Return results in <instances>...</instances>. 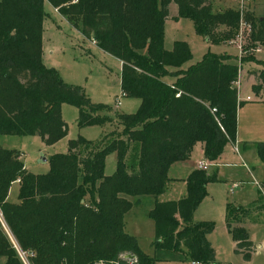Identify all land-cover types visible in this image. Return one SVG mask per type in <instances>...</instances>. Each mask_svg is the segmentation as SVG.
I'll use <instances>...</instances> for the list:
<instances>
[{"label":"trees","instance_id":"obj_1","mask_svg":"<svg viewBox=\"0 0 264 264\" xmlns=\"http://www.w3.org/2000/svg\"><path fill=\"white\" fill-rule=\"evenodd\" d=\"M171 3L177 6V18L190 19L196 33L212 43H225L237 34L239 13L214 12L210 0H0V135L37 136L44 146L55 144L67 135L63 103L78 109L79 127H115L98 142L69 140L66 153L50 158L46 174L26 172L19 154L0 147L4 264H21L16 248L28 264H114L123 263L124 255L134 256L137 264H156L157 259L142 253L125 232L124 216L143 196L155 199L149 212L154 251L175 254L184 262L215 263L208 240L215 224L193 223L192 216L207 195V184L218 181L216 175L196 168L183 180V198L160 197L172 181L171 166L188 160L197 144L209 163L235 144L237 111L243 104L236 83L242 64L254 61L247 50L264 47L263 21L245 12L252 45L244 46L239 64L228 55L208 52L183 69L191 60L187 43L174 42L170 51L163 46ZM44 4L121 63L120 90L139 100L135 113L108 107L110 115H98L100 106L80 87L65 83L56 69L43 65L41 33L48 16ZM260 64L257 73H250L257 93L264 88V62ZM169 76L172 84L164 82ZM256 150L264 164V142L257 143ZM110 154H115V171L106 176ZM13 183L17 201L10 203ZM248 214L227 204L224 218L234 254L246 262L255 252L242 226Z\"/></svg>","mask_w":264,"mask_h":264},{"label":"rangeland","instance_id":"obj_2","mask_svg":"<svg viewBox=\"0 0 264 264\" xmlns=\"http://www.w3.org/2000/svg\"><path fill=\"white\" fill-rule=\"evenodd\" d=\"M210 1L214 12L226 9L238 11L236 0ZM43 10L48 15L43 21L41 33L43 65L56 69L65 83L80 87L91 103L100 106L98 115H110L107 111L108 107L114 108L118 113H135L139 106V100L126 96L121 97L119 61L102 52L90 40L85 39L78 27L72 26L73 24L71 25L66 18L48 4L43 6ZM248 11L252 12L255 18L262 20L264 27V0H254ZM176 15L177 6L171 4L169 6L170 18L165 24L163 46L165 50L170 51L174 42L184 41L187 43L191 52V60L183 66V69L199 62L208 52L228 55L231 62L239 64L238 50L232 44L234 38L225 43H212L196 33L190 19L177 17L173 19ZM245 45L252 44L247 39ZM258 48H262L259 53L255 51ZM248 51L252 52L254 61L244 62L241 66L238 78L239 95L243 98L249 96L252 98V102H256L264 100V90L257 93L253 89V83L248 80V73L258 72L261 69L260 63L264 62V47L256 45L255 49L252 48ZM165 81H169V79L167 78ZM117 98L121 99V106L118 109L115 108ZM248 104L247 102L244 106ZM261 114L263 117L260 122L252 126L254 134H250V138L243 140L246 143H236L239 155L234 150L235 144H228L221 158L215 162L218 165L214 166L215 163L211 162V166L206 171L209 175H216L218 181L207 184V195L193 213L192 222L210 221L215 224V229L209 236V241L216 253L214 264H264V165L259 161L256 150L257 143L264 142V126H260L264 124V109ZM61 118L66 124L67 135L51 146H44L37 136L0 135V147L19 154V160L26 172L33 175L46 174L50 171V158L55 154L66 153L69 140L81 137L91 142H98L115 130L112 123L79 127L77 123L78 109L68 103L61 105ZM196 149L197 147L194 148L190 158L184 162L185 167L171 168L170 177L184 180L189 175L190 171L196 167L197 162L202 159ZM41 156L46 159V162H41ZM115 162V154H110L106 158L104 171L106 176L112 175L115 171ZM8 191V202L15 203L17 201V184L11 185ZM185 194L186 185L183 182H177L167 189L160 198L177 201ZM154 202L155 199L152 196H143L138 201H133L130 210L124 216L125 232L135 238L137 247L142 253L157 259L156 264H192L182 261L175 254L154 251L152 247L154 224L149 217ZM227 204L241 207L249 212L242 220V226L245 228L249 240L257 248L250 262H246L241 256L234 254L231 235L224 227ZM7 235L10 242L13 243L8 233ZM18 259L23 264L19 257ZM4 263L5 258L0 256V264Z\"/></svg>","mask_w":264,"mask_h":264},{"label":"crops","instance_id":"obj_3","mask_svg":"<svg viewBox=\"0 0 264 264\" xmlns=\"http://www.w3.org/2000/svg\"><path fill=\"white\" fill-rule=\"evenodd\" d=\"M237 1V0H236ZM211 2V1H210ZM171 4H173V3H171ZM170 4V5H171ZM212 4V3H211ZM44 5H46V4H44ZM43 5V6H44ZM169 5V6H170ZM51 7V6H50ZM53 9V8H52ZM53 10H55V9H53ZM176 17H177V15L176 16H174L173 17V19L175 18L176 19ZM169 18H170V16H169ZM169 20V19H168ZM167 20V21H168ZM167 21H165V24H166V22ZM165 24H164V30H165ZM92 43H93V45H95V43L93 42V41H91ZM96 46V45H95ZM97 47V46H96ZM262 49V48H261ZM261 49L260 48H258V50L256 51L257 53H259L260 51H261ZM103 52V51H102ZM119 64H120V68H121V63L119 62ZM252 72H255V71H251V72H249L248 73V80H251V82L253 83L252 85H254V83H255V81H254V76H252V75H250V73H252ZM257 73V72H256ZM169 79V81H165V79ZM173 80H174V78L173 77H171V76H169V77H165L164 78V82L165 83H167V84H172V82H173ZM239 85H240V83H239ZM263 90H264V88H263ZM120 92H121V90H120ZM238 96H239V100L241 101V102H243V104L238 108V111H237V131H236V142H235V144L238 142V143H242L243 142V140H246V138H250V134H254V131H253V129H252V126L254 125V124H256V123H258V122H260V120H261V118L263 117L262 116V114H261V112H262V110L264 109V100H259V101H256V102H252V98L251 97H249V96H246V97H242L241 95H239L238 94ZM249 103L248 105H246V106H244V104H246V103ZM253 118H254V120H253ZM260 126H264V124L263 125H260ZM243 143H246V141H244ZM248 143V142H247ZM232 145V144H231ZM244 145V144H243ZM195 147H197V149L196 150H198L199 151V153L201 154V156H202V151H201V146L200 145H196ZM244 147V146H243ZM237 154L239 155V152H237ZM202 160H205L204 158H203V156H202V159H200L198 162H200V161H202ZM198 162H197V164H198ZM185 165L186 164H184V162H181V163H177V164H175V165H173V166H171V168H176V167H185ZM218 164L217 163H215L214 164V166H217ZM262 165H264L263 163H262ZM243 166H245V164L243 163ZM171 168L169 169V172H170V170H171ZM197 168V165H196V167H194V169H196ZM194 169H192V170H194ZM191 170V171H192ZM190 171V172H191ZM169 172H168V176H169ZM169 178L172 180L169 184H168V186H167V188H166V190L167 189H169V188H171L172 186H174V184L175 183H177V182H183L184 184H185V182L183 181V180H176V178L175 177H170L169 176ZM14 184V183H13ZM12 184V185H13ZM207 187V186H206ZM9 192V191H8ZM8 196V195H7ZM160 200L161 201H169V199H161L160 198ZM198 209V208H197ZM224 218H225V216H224ZM224 227H225V222H224ZM215 229V228H214ZM225 229H226V227H225ZM226 231H227V229H226ZM228 232V231H227ZM229 233V232H228ZM212 234V233H211ZM210 234V235H211ZM209 235V236H210ZM209 236H208V240H209ZM210 242V241H209ZM252 242V241H251ZM211 243V242H210ZM232 243H233V247H234V242H233V240H232ZM254 244V243H253ZM212 245V244H211ZM255 245V244H254ZM212 247H213V245H212ZM215 250V249H214ZM233 250H234V248H233ZM256 250H257V248H256V246H255V252L253 253V254H255L256 253ZM253 254H252V256H253ZM215 255H216V253H215ZM252 256H251V258H252ZM251 258H250V260L249 261H247V262H250L251 261Z\"/></svg>","mask_w":264,"mask_h":264},{"label":"built area","instance_id":"obj_4","mask_svg":"<svg viewBox=\"0 0 264 264\" xmlns=\"http://www.w3.org/2000/svg\"><path fill=\"white\" fill-rule=\"evenodd\" d=\"M253 1L254 0H237V3H238L237 12L239 13V26H238L237 34L235 35L232 41V44H234V46L238 50V62L239 63H240L242 56L246 54V51H244L245 41L249 38V35L252 31L251 24L247 20H245L244 14L248 10L249 6L253 3ZM257 50L258 49H256L255 51ZM236 86L239 89V82L236 83ZM121 97H125V94L123 92H121ZM120 106H121V99L117 98L115 102V108L118 109ZM234 150L238 152L236 144L234 145ZM210 166L211 164L209 162L202 160L198 162L197 169L207 171ZM233 187H236V186H233ZM13 246L14 248H16L14 244ZM16 253L18 257L21 259L23 264H28L24 253L19 251L17 248H16ZM130 256L131 255H124L122 256V260L124 261L123 263H114V264H137L136 258L134 256L131 258ZM96 264H113V263L98 262ZM192 264H199V263H192Z\"/></svg>","mask_w":264,"mask_h":264},{"label":"water","instance_id":"obj_5","mask_svg":"<svg viewBox=\"0 0 264 264\" xmlns=\"http://www.w3.org/2000/svg\"><path fill=\"white\" fill-rule=\"evenodd\" d=\"M40 160H41L42 163L46 162V159H44L43 156L40 157ZM130 257L132 258L133 256H130Z\"/></svg>","mask_w":264,"mask_h":264}]
</instances>
